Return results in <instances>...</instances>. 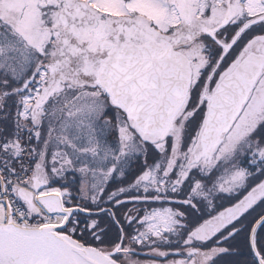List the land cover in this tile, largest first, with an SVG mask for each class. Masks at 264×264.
Instances as JSON below:
<instances>
[{"label":"snow or ice","instance_id":"snow-or-ice-1","mask_svg":"<svg viewBox=\"0 0 264 264\" xmlns=\"http://www.w3.org/2000/svg\"><path fill=\"white\" fill-rule=\"evenodd\" d=\"M0 264H264V0H0Z\"/></svg>","mask_w":264,"mask_h":264}]
</instances>
